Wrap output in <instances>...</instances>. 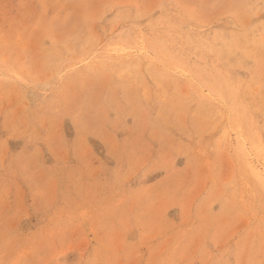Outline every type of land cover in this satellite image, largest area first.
<instances>
[{"label":"rangeland","instance_id":"374dc122","mask_svg":"<svg viewBox=\"0 0 264 264\" xmlns=\"http://www.w3.org/2000/svg\"><path fill=\"white\" fill-rule=\"evenodd\" d=\"M0 264H264V0H0Z\"/></svg>","mask_w":264,"mask_h":264}]
</instances>
